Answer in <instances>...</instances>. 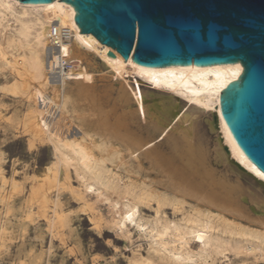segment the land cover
Masks as SVG:
<instances>
[{"label":"bare ground","instance_id":"obj_1","mask_svg":"<svg viewBox=\"0 0 264 264\" xmlns=\"http://www.w3.org/2000/svg\"><path fill=\"white\" fill-rule=\"evenodd\" d=\"M74 13L63 2L0 0V72L10 77L0 92L26 103L20 127L28 149L47 146L53 159L32 178L24 218L32 217L33 202L42 209L50 202L51 215L43 214L57 231L65 219L58 195L67 191L94 227L104 222L101 203L120 235L130 239L134 231L146 240L147 255L137 252L130 264H214L230 256L246 264L249 255L264 264V173L237 145L219 109L220 91L242 65L118 60L79 36ZM87 54L118 80L133 76L156 94L144 97L126 82L117 97L100 93L84 68ZM19 189L15 175L0 168L3 207ZM13 229L6 215L0 218V245Z\"/></svg>","mask_w":264,"mask_h":264},{"label":"water","instance_id":"obj_2","mask_svg":"<svg viewBox=\"0 0 264 264\" xmlns=\"http://www.w3.org/2000/svg\"><path fill=\"white\" fill-rule=\"evenodd\" d=\"M18 1L72 5L84 41L139 66L239 62L242 72L220 91L219 109L264 173V0Z\"/></svg>","mask_w":264,"mask_h":264},{"label":"rangeland","instance_id":"obj_3","mask_svg":"<svg viewBox=\"0 0 264 264\" xmlns=\"http://www.w3.org/2000/svg\"><path fill=\"white\" fill-rule=\"evenodd\" d=\"M86 57L89 65H84V68L88 75H93L100 93L117 97L120 83L126 82L144 97L156 94L133 76L118 80L108 74L93 55L87 54ZM101 74L105 79L99 77ZM5 80H10L8 73L0 72V84ZM26 107V103L0 92V168L7 177L14 174L20 185L18 192L11 195L8 208L0 203V218L6 215L14 227L0 245V264H130L137 252L147 255L146 240L138 238L134 231L131 238L127 239L111 226L106 205L97 204L104 222L100 228H96L90 220V213L67 191L58 195V208L64 213L65 219L57 231L51 232L43 214L45 209L44 213L48 217L51 215L50 202L44 209L33 202L30 204L32 217L24 218V210L29 206L27 198L32 178L53 161L51 149L47 146H38L34 151L28 149V135L20 127V118ZM71 182L77 186L73 176ZM56 195V191L52 190L50 199L55 201ZM144 212L153 214L152 210L144 209ZM166 213L173 216L170 209ZM242 259L246 264H263L260 258H254L253 255ZM233 263L240 264V261L230 256V260L218 259L214 264Z\"/></svg>","mask_w":264,"mask_h":264},{"label":"built area","instance_id":"obj_4","mask_svg":"<svg viewBox=\"0 0 264 264\" xmlns=\"http://www.w3.org/2000/svg\"><path fill=\"white\" fill-rule=\"evenodd\" d=\"M58 40H62L63 39V37L59 34V32H58ZM58 40L55 42V44L52 46L53 47V51L55 50H57L58 49V47H59V42H58ZM70 64V63H69ZM63 66V70H67L68 68H69V65L68 64H63L62 65ZM50 75H52V74H50Z\"/></svg>","mask_w":264,"mask_h":264},{"label":"snow or ice","instance_id":"obj_5","mask_svg":"<svg viewBox=\"0 0 264 264\" xmlns=\"http://www.w3.org/2000/svg\"><path fill=\"white\" fill-rule=\"evenodd\" d=\"M126 219H131V214H129V215L126 217Z\"/></svg>","mask_w":264,"mask_h":264}]
</instances>
